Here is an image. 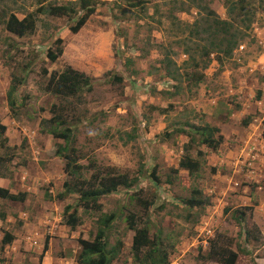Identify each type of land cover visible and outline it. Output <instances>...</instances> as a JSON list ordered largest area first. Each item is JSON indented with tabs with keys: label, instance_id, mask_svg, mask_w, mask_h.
I'll return each mask as SVG.
<instances>
[{
	"label": "rangeland",
	"instance_id": "374dc122",
	"mask_svg": "<svg viewBox=\"0 0 264 264\" xmlns=\"http://www.w3.org/2000/svg\"><path fill=\"white\" fill-rule=\"evenodd\" d=\"M223 1H209L221 18L226 17ZM260 1L251 0L258 8L256 23L233 57L222 66L213 59L204 71V84L191 89L183 85L180 96L168 98L167 91L174 92L175 83L160 72L162 55L157 45L176 51L174 37L169 34L168 20L158 25L150 19L167 14L166 0H133L140 2L134 8L122 0H93L94 14L75 33L72 28L85 12L79 0H0V8L20 19L24 16L21 8L27 14L48 4L76 10L66 17L37 14L34 34L23 38L0 27V123L6 127L0 136L5 146L0 155L13 158L0 171L1 184L12 194L26 193L24 202H0L5 215L0 218V264H21L8 251L14 245L21 253L29 252L20 259L25 260L23 264L36 259L41 264L45 244L55 257L76 262L81 250L78 240L92 241L98 218L112 213L120 218L110 222L107 240L111 246L122 243L114 264H136L131 253L134 232L126 221L130 214L135 215L138 228L147 222L150 238L159 237L163 245L172 246L169 264H208V245L220 236L224 237L221 244L237 251L236 264H257L264 256V3ZM195 14L192 10L177 16L192 22ZM126 39L141 51L148 49L144 56V52L131 54L133 65L128 69H135L136 74L122 67L116 54ZM57 48L62 55L50 62L46 53ZM173 59L180 65L186 57ZM66 67L89 76L92 90L82 94L85 105L78 112L86 113L72 125L76 128L74 152L56 156L64 142L42 133L41 121L53 116V105L73 102L44 87L51 73ZM108 72L122 81L111 83ZM12 75L25 80L18 87L16 98L21 106L15 111H10L6 98ZM185 122L217 128L222 143L211 150L198 143V135L191 143L176 131L187 129ZM187 158L199 163L193 175L179 168ZM75 162L94 165L84 172L85 180L99 168H114L138 181L129 189L119 188L101 197L100 209L79 207L81 225L71 229L63 222V209L75 205L79 196L58 202L47 200L45 194L54 198L62 191L68 180L66 165ZM193 190L210 201L200 218L192 217L183 202ZM137 199L152 200L153 206L145 213ZM8 232L14 241L2 246Z\"/></svg>",
	"mask_w": 264,
	"mask_h": 264
},
{
	"label": "trees",
	"instance_id": "16d2710c",
	"mask_svg": "<svg viewBox=\"0 0 264 264\" xmlns=\"http://www.w3.org/2000/svg\"><path fill=\"white\" fill-rule=\"evenodd\" d=\"M129 4V8H134L140 4L134 3L133 0H122ZM210 0H166L169 10L167 14L160 13L159 18L153 19L154 23L161 25V20H168L170 23L169 34L174 37L173 44L176 51L171 46L162 47L157 45L160 49L162 60H160V72L164 73V77L169 82H173L171 86L174 92L167 91L168 98L180 96L182 87L197 88L206 82L204 71L210 66L213 59L222 66L224 61L233 57L238 47L246 42L249 36L251 27L256 23V10L258 9L251 0H224L223 8L225 9L226 17L221 18L210 6ZM254 1V0H252ZM264 0L260 1L262 5ZM166 5V6H167ZM81 10L84 14L79 17L77 24L72 28V32H77L94 14L95 7L93 0H79ZM257 8V9H256ZM195 11V17H192V22H183L177 16L179 13H190ZM264 10V8H263ZM19 11L24 14L23 18H18L17 15L9 9L0 8V27L18 38H23L34 34L36 30V15H49L51 17H66L76 13L75 7L70 5H49L39 6L36 12L27 14L23 8ZM157 13V12H156ZM37 15V16H38ZM178 17V18H177ZM59 43V41H58ZM150 45V44H149ZM123 49H117L116 54L120 61L122 60V67L132 74H136L135 69H128V66L133 65L131 54L136 52H144V56L148 53V49L142 47L139 49L131 45L126 39L121 46ZM57 52L51 50L47 51L46 58L50 62H54L62 55V49L57 48ZM129 55V56H128ZM183 55L186 60L182 64H178L173 57ZM133 58V57H132ZM158 69V68H157ZM157 71V70H156ZM43 73H47L43 69ZM108 81L111 83L122 81L121 76H117L112 72L106 74ZM24 78L12 75L10 84L6 93L7 105L10 111H15V107L21 106L17 104L16 94L18 87L24 83ZM45 91L54 94L55 96L63 97V100H69L73 103H68L66 106L53 105L51 108L52 117L49 120H42V133H48L54 139H60L64 142V146L58 147L56 156H62L61 153L65 151L74 152L73 145L75 144V137L73 131L76 129L72 125L81 121L86 113L78 112L81 105H85L81 99L83 93L92 90L91 79L82 72H78L71 67H66L63 71L53 72L49 75L48 82L45 85ZM69 97V98H67ZM19 108V107H18ZM16 115L17 112H14ZM248 120L244 121L246 125ZM182 129H176L178 133L184 134L190 138L193 143L198 135L199 144L204 145L211 150H216L222 143V136L219 135L217 128L211 127L208 124L203 126L191 125L185 122ZM190 131H189V130ZM6 127L0 123V136H3ZM264 138V132H263ZM5 148L0 144V149ZM49 153V152H48ZM66 158V157H64ZM13 158L0 155V171L7 163L11 162ZM199 163L187 158L182 159L179 168L187 170L190 174H195L199 170ZM94 167L93 164L84 166L82 164L66 165L65 172L68 177L63 183L62 191L54 198L46 192L45 198L49 201L56 200L58 202L65 201L70 196L77 194L79 197L75 205H67L63 209L64 224L74 229L81 225V220L78 215V208L84 210L92 208L100 209L98 201L101 197L114 194L119 188L129 189L133 187L138 177L130 178L127 173H119L114 168L97 169L91 175L89 180L83 177L84 172H88ZM177 171V170H175ZM4 177L3 175L1 178ZM191 196L184 200L185 207L189 210L192 217L200 218L205 207L210 205L207 197L202 198V193L199 190H193ZM198 196V197H196ZM26 193L12 194L9 189L0 187V199L14 202H24ZM138 204L142 207L145 213L153 206L152 200L137 199ZM195 210V213L193 212ZM187 214L185 216L188 219ZM4 213L0 212V218L3 220ZM120 216L112 213L109 215H102L97 220L98 230L92 241L80 239V253L76 257L77 264H114L119 255L122 243L119 242L114 246L108 243L106 231L109 229V224L112 220ZM189 220V219H188ZM128 229L134 232L131 244L132 258L136 264H169V256L172 251V246L163 245L159 237L149 236L147 229V222L143 227L136 226L135 215H129L126 218ZM240 222V221H239ZM223 236L212 240L208 248L207 260L220 264H236L237 251L225 246L220 242L223 241ZM247 240L248 233L245 234ZM14 241L13 235L6 233L2 239V246L9 245ZM220 243V244H219ZM171 247V248H169ZM169 249V250H168ZM47 250V244L44 246V251ZM241 252V251H240ZM116 264V263H115Z\"/></svg>",
	"mask_w": 264,
	"mask_h": 264
},
{
	"label": "crops",
	"instance_id": "0c3cea01",
	"mask_svg": "<svg viewBox=\"0 0 264 264\" xmlns=\"http://www.w3.org/2000/svg\"><path fill=\"white\" fill-rule=\"evenodd\" d=\"M1 181H3L2 180V178L0 177V187H3V188H6L5 186H3L2 184H1ZM8 189V188H7ZM10 191V190H9ZM11 193V192H10ZM0 202H1V199H0ZM9 245H11V244H9ZM9 245H7V247L9 246ZM28 245V244H27ZM28 247V246H27ZM209 248V247H208ZM24 249H27V248H24ZM8 251L9 252H12V254H13V256L14 257H16V256H18V258H20V259H25V256H26V254H29V252L27 253V252H22L21 253V251H20V247H18V245H14L12 248H10V247H8ZM209 251V250H208ZM21 254V255H23V256H19V254ZM53 254H51L50 252H48V251H45V253L42 255V259H41V264H69V262L66 260V259H61V257H55L54 255L52 256ZM15 259V258H14ZM13 258H12V260H14ZM20 259H18L19 261H17V262H19V263H21V264H23L24 263V261L25 260H20ZM256 261H258V262H256L257 264H264V256L262 255L261 257H259V259H257ZM206 262L208 263V264H220V263H216V262H213V261H210V259L209 260H206ZM38 264L39 263V260H33V262L32 263H30V264ZM71 264H76V262L74 261V259H73V261H72V263Z\"/></svg>",
	"mask_w": 264,
	"mask_h": 264
},
{
	"label": "clouds",
	"instance_id": "9594fccd",
	"mask_svg": "<svg viewBox=\"0 0 264 264\" xmlns=\"http://www.w3.org/2000/svg\"><path fill=\"white\" fill-rule=\"evenodd\" d=\"M242 49V48H241ZM209 246V245H208ZM43 252H45V251H43ZM207 260V259H206ZM77 264V263H76Z\"/></svg>",
	"mask_w": 264,
	"mask_h": 264
}]
</instances>
